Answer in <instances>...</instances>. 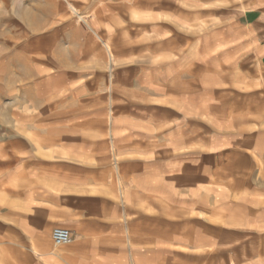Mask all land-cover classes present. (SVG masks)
Wrapping results in <instances>:
<instances>
[{"label": "crops", "instance_id": "0c3cea01", "mask_svg": "<svg viewBox=\"0 0 264 264\" xmlns=\"http://www.w3.org/2000/svg\"><path fill=\"white\" fill-rule=\"evenodd\" d=\"M196 3L0 0V264H264V0Z\"/></svg>", "mask_w": 264, "mask_h": 264}, {"label": "rangeland", "instance_id": "374dc122", "mask_svg": "<svg viewBox=\"0 0 264 264\" xmlns=\"http://www.w3.org/2000/svg\"><path fill=\"white\" fill-rule=\"evenodd\" d=\"M255 0H197L196 8L197 11H201V9L206 7H216V6H227V7H235L239 9H245L251 6ZM206 3V4H205ZM182 7V5H180ZM177 7V6H175ZM186 7V6H185ZM109 55H106V63L108 64ZM103 71V70H101Z\"/></svg>", "mask_w": 264, "mask_h": 264}, {"label": "built area", "instance_id": "2783aa9c", "mask_svg": "<svg viewBox=\"0 0 264 264\" xmlns=\"http://www.w3.org/2000/svg\"><path fill=\"white\" fill-rule=\"evenodd\" d=\"M51 237L55 245H67L72 241L71 232L64 227H55L51 232Z\"/></svg>", "mask_w": 264, "mask_h": 264}]
</instances>
